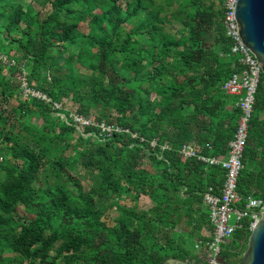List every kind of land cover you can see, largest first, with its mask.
I'll list each match as a JSON object with an SVG mask.
<instances>
[{"label": "trees", "instance_id": "obj_1", "mask_svg": "<svg viewBox=\"0 0 264 264\" xmlns=\"http://www.w3.org/2000/svg\"><path fill=\"white\" fill-rule=\"evenodd\" d=\"M226 1L0 0V264L201 260L195 243L213 229L204 194L220 195L226 173L180 150L221 157L235 138L242 110L223 85L239 56ZM22 77L47 99L24 97ZM70 101L95 124L78 129ZM242 160L241 205L264 196L263 73ZM78 164L100 182L86 189ZM123 189L153 206L121 205ZM108 208L120 213L114 225ZM250 224L244 217L223 246L228 264L241 259Z\"/></svg>", "mask_w": 264, "mask_h": 264}, {"label": "built area", "instance_id": "obj_2", "mask_svg": "<svg viewBox=\"0 0 264 264\" xmlns=\"http://www.w3.org/2000/svg\"><path fill=\"white\" fill-rule=\"evenodd\" d=\"M237 1H226L225 23L228 35L233 41L232 52L239 56L238 67L223 85V89L227 94L237 96L235 105L242 110L235 138L230 141L228 152L221 157L202 155L199 147L191 143H184L180 150L185 157H197L210 165L221 166L226 173L220 195L213 193L212 187L204 194L203 202L210 209L213 229L209 239L199 240L195 243V250L201 260L197 262L189 261L193 264H221L218 259L223 256V246L232 238L235 230L241 226L242 219L250 216V229L252 230L264 211V196L251 194L245 199L244 204L241 205L243 200L238 191V179L244 166L243 153L247 144L249 122L252 117L255 94L262 75V66L257 61L254 53L241 39L236 20ZM1 58L4 62H8L6 56H1ZM23 82L27 83L25 80ZM25 91L34 95V90L32 89L25 88ZM34 96L47 99V96L41 92ZM55 107L60 108V105L55 103ZM62 116L65 117V115ZM70 116L78 129L95 124L90 116H84L75 111H71ZM99 126L104 131H108V133L112 132L113 129L122 131L120 127L114 128L111 125H105V123H101ZM3 160L4 156L0 155V162ZM232 215L235 219L231 223Z\"/></svg>", "mask_w": 264, "mask_h": 264}, {"label": "water", "instance_id": "obj_3", "mask_svg": "<svg viewBox=\"0 0 264 264\" xmlns=\"http://www.w3.org/2000/svg\"><path fill=\"white\" fill-rule=\"evenodd\" d=\"M236 20L243 43L254 53L264 74V0H238ZM218 261L228 264L225 256ZM164 264L193 263L170 258ZM235 264H264V211L251 230L246 250Z\"/></svg>", "mask_w": 264, "mask_h": 264}, {"label": "rangeland", "instance_id": "obj_4", "mask_svg": "<svg viewBox=\"0 0 264 264\" xmlns=\"http://www.w3.org/2000/svg\"><path fill=\"white\" fill-rule=\"evenodd\" d=\"M25 1L29 2L31 0H25ZM35 5H37V4H35ZM37 7H40V6L37 5ZM22 78H23V81L24 80L26 81L25 77H22ZM29 89H31V88H29ZM33 94L38 95L39 91L34 90ZM28 95H29L28 91H25V93L23 94L24 97H27ZM57 104H59V103H57ZM59 105L61 108L62 105L61 104H59ZM54 107H55V103H54ZM67 108L70 110V112L74 111L76 109V104L70 101ZM57 109H59V108H57ZM91 118H93V116H91ZM32 119H33V121L35 120L36 122L43 124V120L36 114H35V117H32ZM24 136H25L24 141L30 142L31 136L29 134H26V133H24ZM70 152H72V149L71 148L67 149V153H70ZM49 173H50L49 170H43L39 175V181L42 182L43 177L45 175H48ZM73 173L82 178L83 184H84L86 189H90L92 184L99 183L101 180V177L97 171H95V170L91 171L89 169L84 168L82 165H79V164L74 168ZM60 180H61L60 178L56 179L57 182H59ZM42 184L44 186H46V182H42ZM96 185H98V184H96ZM122 186H126V184L124 183ZM122 193L123 194L120 196V200H118L115 197V199L121 205H125L128 207H135L138 210L150 209L153 206V202L146 196H142L140 199L136 200L135 198H133V196H130V194L126 193L125 189L122 190ZM106 198H107V196H105V197L101 198V200H99V203L100 204L102 203L105 208L111 205V199L107 200ZM119 216H120V213L116 208H108L104 214V219L108 225H114L116 222V218H118ZM234 219L235 218L232 215L230 222L231 223L234 222ZM247 244H248V242H246L244 244V246L242 247V254L246 250ZM189 245L190 246L192 245V241H189ZM193 245H194V243H193ZM193 250H195V249H193ZM195 252H196V250H195ZM242 254H239L238 257H241Z\"/></svg>", "mask_w": 264, "mask_h": 264}, {"label": "crops", "instance_id": "obj_5", "mask_svg": "<svg viewBox=\"0 0 264 264\" xmlns=\"http://www.w3.org/2000/svg\"><path fill=\"white\" fill-rule=\"evenodd\" d=\"M209 233H210L209 230H206V229H205V234H206V235H209Z\"/></svg>", "mask_w": 264, "mask_h": 264}, {"label": "bare ground", "instance_id": "obj_6", "mask_svg": "<svg viewBox=\"0 0 264 264\" xmlns=\"http://www.w3.org/2000/svg\"><path fill=\"white\" fill-rule=\"evenodd\" d=\"M26 87V84H24V88Z\"/></svg>", "mask_w": 264, "mask_h": 264}]
</instances>
